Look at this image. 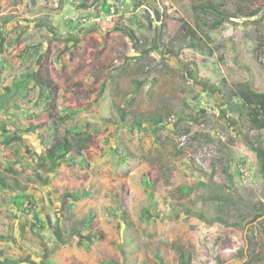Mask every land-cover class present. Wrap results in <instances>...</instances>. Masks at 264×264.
I'll return each instance as SVG.
<instances>
[{
	"label": "rangeland",
	"instance_id": "1",
	"mask_svg": "<svg viewBox=\"0 0 264 264\" xmlns=\"http://www.w3.org/2000/svg\"><path fill=\"white\" fill-rule=\"evenodd\" d=\"M195 1L235 15L211 32L223 44L222 60L181 43L173 2L177 12L168 16L152 0H107L119 6L117 15L95 22L106 13L104 0H0V14L18 15L0 28V95L13 90L0 122L23 138L9 145L0 139V170L12 166L29 187L21 208L33 209L43 227L41 237L31 233L32 216L10 204L15 192L0 190V264H264V129L241 123L226 104L251 95L234 76L264 88V0ZM229 38L242 41L240 60L250 73L233 64ZM184 102L208 114H178ZM113 105L163 123L121 122ZM55 119L60 131L87 132L68 160L48 157L50 132L34 128ZM83 188L89 195L72 194ZM219 194L254 208L217 203L215 214L232 224L159 210L164 201L213 204ZM88 211L85 229L67 233ZM240 214L249 217L242 226ZM236 243L234 253L223 252Z\"/></svg>",
	"mask_w": 264,
	"mask_h": 264
},
{
	"label": "trees",
	"instance_id": "2",
	"mask_svg": "<svg viewBox=\"0 0 264 264\" xmlns=\"http://www.w3.org/2000/svg\"><path fill=\"white\" fill-rule=\"evenodd\" d=\"M107 0H104L106 13L110 10L111 4H106ZM140 5L142 0H137ZM173 3L178 5V8L181 13V17L176 18L178 21V31L177 33L181 36V43L182 44H190L193 47L199 49L204 54H220L219 59L222 60V48L223 44H216L213 43V38L211 32L218 29L222 23L228 21L230 18L234 17L235 15L226 9H222L220 6L210 2H199L195 0H171ZM154 3L155 9L160 10V5L157 3L156 0H152ZM119 8L117 7L116 10ZM256 11L250 13L248 16H254ZM148 15V14H147ZM18 15L15 14H0V28H4L9 24L15 22L17 20ZM36 22H40L41 24L52 27L51 22L46 18H37ZM149 24H151V19L148 15ZM139 26H143L142 23H139ZM242 41H233L232 39H228V45L231 50V60L235 66H239L243 69H246L247 72L250 73V67L245 65L240 60V53H242L243 46H241ZM4 45L0 43V55L4 50ZM230 68V67H227ZM1 69V64H0ZM227 73L231 75L234 73L232 71H227ZM21 82V81H19ZM25 82V81H23ZM225 83L227 81L224 80ZM233 84H245L250 89V97L240 100V101H228L227 104V113L231 114L232 116L236 117L241 123L248 124V125H257L264 129V88H256L253 87L248 80L247 77H241L240 75L234 76L232 78ZM135 83V82H134ZM28 83H25L27 87ZM138 83H135V87L137 88ZM187 87L191 92L194 91L193 85L187 84ZM6 92H3L0 95V110H6L8 108L9 98L13 93L10 87H5ZM48 98V97H47ZM199 98L198 93L192 94L193 101H197ZM115 114L117 115L118 119L121 122H129V121H140V120H147V121H155L157 124L163 123V121L159 117H155L152 115H135V114H127L125 108L113 105ZM187 110V112H185ZM178 114H187L191 117H204L208 113L205 109L200 108L198 111L193 109L186 102L180 104V107L176 110ZM185 112V113H184ZM65 116H58V119L63 120ZM59 120H53L51 125H36L34 128H38L41 130L47 129L50 132L48 138L52 140V149L48 152V157L52 159H60V160H68L69 156H73L75 153H79L76 143L77 138L82 135H86L87 132L77 130L74 127H62V130H58L61 127ZM0 139L6 144L9 145L16 140H22V136L19 135L16 131H10L6 128V124L4 122H0ZM14 154L17 156L18 152L14 151ZM76 162H81L77 159L73 160ZM6 173H3L0 170V190L10 189L15 192V195L11 197L10 204H13L15 208L23 209V212L26 215H31L32 218L30 219V232L33 233L36 237H41L40 230L43 228L40 223L41 220L37 213L34 212L33 209H30L32 213H28L25 211L24 208L21 206L24 204V201L29 198L28 195V186L24 185L21 180L15 176V170L12 166H9ZM142 183L145 187V191L149 195V198L153 199V191L148 180V177H143ZM201 185H205L204 183H199ZM188 186L184 187V192H187ZM72 194L76 198H81L84 196L89 195V191L86 188L73 190ZM212 200H215L214 203H204V206L197 207V206H188L182 207L180 204L179 208L175 207V204L170 201H164V210L159 208V210L164 215L169 216H176L182 212H186L188 216L196 217L202 221L211 222V221H220L222 223H233L232 220H228L221 216L215 214V208L217 209V203H227L230 205H239V200L230 196H225L223 194L214 195L211 197ZM158 200V199H157ZM29 202V201H28ZM216 202V203H215ZM155 204H158V201L154 200ZM245 211L251 212L254 206H250L248 203L239 205ZM91 211H88L86 218L81 220L80 225L78 223H71L69 228H65L67 233H74L77 231H82L85 229V225L91 222L92 215ZM249 217L246 215L240 214V220L236 225L242 226L248 221ZM187 256V260L191 259V256L188 252H185L183 256Z\"/></svg>",
	"mask_w": 264,
	"mask_h": 264
},
{
	"label": "built area",
	"instance_id": "3",
	"mask_svg": "<svg viewBox=\"0 0 264 264\" xmlns=\"http://www.w3.org/2000/svg\"><path fill=\"white\" fill-rule=\"evenodd\" d=\"M157 3L160 5V7H162V11L161 12H164L166 13L168 16H174L175 13L177 12V9L176 7L173 5L172 1L171 0H156ZM119 8V6L116 4H112V6L110 7V10L105 13L104 15H101L99 17H95L94 20L95 22H110L114 16H116L117 14V10L116 8ZM121 8H123V5H120ZM66 18H71L72 17H69L67 16ZM104 20V21H102ZM238 248V245L237 243L234 244L232 247H226L225 249H223V252L226 253V254H232L234 253ZM211 264H219V263H216L215 261L212 262Z\"/></svg>",
	"mask_w": 264,
	"mask_h": 264
}]
</instances>
